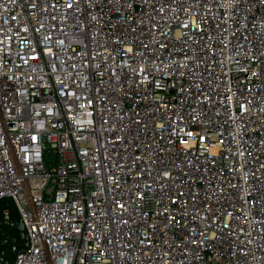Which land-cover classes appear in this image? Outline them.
<instances>
[{"label": "built area", "instance_id": "built-area-1", "mask_svg": "<svg viewBox=\"0 0 264 264\" xmlns=\"http://www.w3.org/2000/svg\"><path fill=\"white\" fill-rule=\"evenodd\" d=\"M4 198L0 264H264V0H0Z\"/></svg>", "mask_w": 264, "mask_h": 264}, {"label": "trees", "instance_id": "trees-1", "mask_svg": "<svg viewBox=\"0 0 264 264\" xmlns=\"http://www.w3.org/2000/svg\"><path fill=\"white\" fill-rule=\"evenodd\" d=\"M8 204V199L0 200V241H5L3 249L8 252V247L11 237L15 234L14 228L2 219V208ZM11 209L15 210L14 205L11 203Z\"/></svg>", "mask_w": 264, "mask_h": 264}, {"label": "rangeland", "instance_id": "rangeland-1", "mask_svg": "<svg viewBox=\"0 0 264 264\" xmlns=\"http://www.w3.org/2000/svg\"><path fill=\"white\" fill-rule=\"evenodd\" d=\"M12 203V201H11V199H8V206L11 208V204ZM11 211H12V215H15L16 216V210H12L11 209ZM16 233H17V231H16ZM0 246H3V243H2V241H0ZM8 251H9V247H8Z\"/></svg>", "mask_w": 264, "mask_h": 264}]
</instances>
